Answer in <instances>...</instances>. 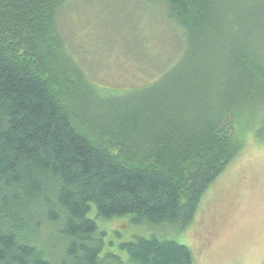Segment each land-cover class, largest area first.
<instances>
[{"label": "trees", "instance_id": "obj_1", "mask_svg": "<svg viewBox=\"0 0 264 264\" xmlns=\"http://www.w3.org/2000/svg\"><path fill=\"white\" fill-rule=\"evenodd\" d=\"M154 1L183 55L153 84L103 90L66 48L67 0H0V264H119L101 258L94 210L183 231L248 128L264 143V0ZM46 224L57 261L35 246ZM120 248L131 264H195L170 239Z\"/></svg>", "mask_w": 264, "mask_h": 264}, {"label": "rangeland", "instance_id": "obj_2", "mask_svg": "<svg viewBox=\"0 0 264 264\" xmlns=\"http://www.w3.org/2000/svg\"><path fill=\"white\" fill-rule=\"evenodd\" d=\"M151 2L67 0L63 6L58 23L66 48L99 88L153 84L183 55V31L165 6ZM253 131L248 128L244 149L206 192L196 219L183 231L135 225L130 217L97 219L94 210L91 218L105 233L101 258L115 255L119 264H131L120 245L158 237L188 247L195 264H264V143ZM54 231L46 224L32 236L35 246L57 261L64 252Z\"/></svg>", "mask_w": 264, "mask_h": 264}, {"label": "bare ground", "instance_id": "obj_3", "mask_svg": "<svg viewBox=\"0 0 264 264\" xmlns=\"http://www.w3.org/2000/svg\"><path fill=\"white\" fill-rule=\"evenodd\" d=\"M111 260V259H110Z\"/></svg>", "mask_w": 264, "mask_h": 264}]
</instances>
